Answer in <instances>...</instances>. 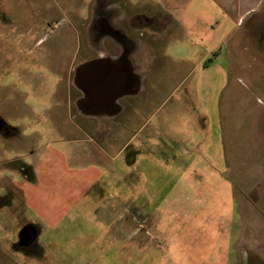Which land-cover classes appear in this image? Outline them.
Returning <instances> with one entry per match:
<instances>
[{"label":"rangeland","instance_id":"374dc122","mask_svg":"<svg viewBox=\"0 0 264 264\" xmlns=\"http://www.w3.org/2000/svg\"><path fill=\"white\" fill-rule=\"evenodd\" d=\"M135 1L0 0V264H264V7L205 58L209 68H195L203 53L189 40L165 39L167 64L146 83L139 117L150 148L171 152L140 158L131 190L129 168L119 170L129 146L107 163L122 173L116 191L149 200L153 216L113 208L112 188L84 214L58 196L56 172L87 147L65 142L83 125L77 69L113 52L114 22L127 16L118 8ZM129 139L126 123L112 149ZM41 217L52 226L37 228Z\"/></svg>","mask_w":264,"mask_h":264},{"label":"crops","instance_id":"0c3cea01","mask_svg":"<svg viewBox=\"0 0 264 264\" xmlns=\"http://www.w3.org/2000/svg\"><path fill=\"white\" fill-rule=\"evenodd\" d=\"M124 5V8H118L117 13L121 17L124 12L129 19L128 40L121 37L124 35V28L121 30V27H124L122 22L124 23L127 18H120L118 25L114 22V28L118 29V34H115L113 38H116L114 42L118 46L113 52L101 54L98 51L96 55L99 58L87 63L89 66L86 70L84 69V81H87L88 87L82 85L84 81L77 83V89L84 95L77 98L80 99V106L83 105V109L77 112L83 125L77 126L74 134L65 142L85 143L88 148H83L84 151L78 154V158L69 154L66 157L65 176L62 174L57 176L56 172L54 182L60 187L59 198H62L64 205H68L70 210L80 208L84 214L95 207L97 209L101 199L112 188L119 196L118 201L110 197L113 208L117 206L128 213L131 219L149 218L152 215L149 200L139 205L137 193L133 194L131 191L123 193L120 191L121 188L116 191L115 187L117 185L120 187L122 173L117 172L107 163L121 156L123 148L129 146L128 159L119 165V170L124 165L129 168L132 182L127 184L131 190V186H135L140 177L138 174L140 158L144 159L151 154V151H155L161 155L160 159L165 161L167 152H171L168 144L164 145L165 148L159 146L154 150L150 148L152 135L150 132L144 133L143 130L149 121L141 125L142 118L139 117L142 107L147 104L146 99L144 101L140 99L143 91L147 89L146 83L152 79H159L157 73L162 71L161 67L167 62L163 59L169 57L165 52L167 42L165 39L178 37L189 40L191 46L200 52L199 54L203 53V59L197 61L195 68L201 66L209 68L216 61L209 63L205 58H209L211 52L213 55L220 54L222 46H227L239 26L248 18L259 14L264 7V0H136L133 4H129V11L126 10L127 3ZM214 40L215 44H212ZM125 42H129V46ZM133 56L135 60L132 59ZM159 57L161 61L155 64V58ZM101 72L116 82L115 88L112 86L110 89L112 97L108 99H105L107 96L101 95L104 86L97 87L94 84V77L99 79ZM137 104L138 106L135 107ZM126 123L129 125L130 139L123 147L113 150L114 142L121 139V130ZM197 126L199 129L200 124ZM192 134L196 152L200 153L204 147H201L202 143L199 144L196 133L193 131ZM216 150L223 152L222 146L216 147ZM115 151V155H111ZM75 161H78L79 165L74 164ZM206 165L216 169L210 161L206 162ZM195 166L199 167L193 160L182 167L192 169ZM34 181H36L35 171ZM122 201H126V205L123 206ZM108 207L104 204L102 207L104 212L101 215L108 214L106 212ZM62 214L59 222L65 217V213ZM59 222H53V227H57ZM37 223V228L52 226L48 219L42 217Z\"/></svg>","mask_w":264,"mask_h":264},{"label":"bare ground","instance_id":"6f19581e","mask_svg":"<svg viewBox=\"0 0 264 264\" xmlns=\"http://www.w3.org/2000/svg\"><path fill=\"white\" fill-rule=\"evenodd\" d=\"M86 70V69H85ZM85 70H82L81 72H79V77H78V80L80 82H83L84 79L82 78L83 74L85 73ZM95 86L97 85V87H101V86H104V89L103 91L101 92V95L102 96H107L105 99H108V97L111 96V91L110 89H112V86H114L116 84V82H113L112 81V78L109 77L108 75H104L103 72H101L100 76H99V79L95 76ZM85 82V81H84ZM83 86L85 87H88V84H87V81L85 83H82ZM115 88V86L113 87ZM112 97V96H111ZM102 98V97H100Z\"/></svg>","mask_w":264,"mask_h":264},{"label":"water","instance_id":"95a60500","mask_svg":"<svg viewBox=\"0 0 264 264\" xmlns=\"http://www.w3.org/2000/svg\"><path fill=\"white\" fill-rule=\"evenodd\" d=\"M88 64H86V65H83V66H79L78 67V72H80L81 70H83V69H86V68H88ZM77 83H78V81H77Z\"/></svg>","mask_w":264,"mask_h":264},{"label":"flooded vegetation","instance_id":"af4514ba","mask_svg":"<svg viewBox=\"0 0 264 264\" xmlns=\"http://www.w3.org/2000/svg\"><path fill=\"white\" fill-rule=\"evenodd\" d=\"M84 70V69H83ZM82 71V70H81ZM80 71V72H81ZM78 77H79V72H78V69H77V73H76V81H78V82H80L79 80H78ZM82 78L84 79L85 77H84V74H83V76H82Z\"/></svg>","mask_w":264,"mask_h":264}]
</instances>
